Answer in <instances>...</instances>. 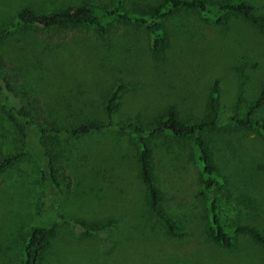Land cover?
Returning a JSON list of instances; mask_svg holds the SVG:
<instances>
[{
  "label": "rangeland",
  "instance_id": "obj_1",
  "mask_svg": "<svg viewBox=\"0 0 264 264\" xmlns=\"http://www.w3.org/2000/svg\"><path fill=\"white\" fill-rule=\"evenodd\" d=\"M246 1L264 15V0ZM113 2L0 0V33L11 29L0 44V56L17 70L21 98L37 100L60 129L86 121L106 124L105 96L113 84L123 82L134 89L124 96L116 122L145 124L170 104L181 118L196 122L206 112L210 85L219 80L221 129L212 134V145L228 181L224 199L230 202L222 201V218L232 225L240 217L264 232V138L234 132L227 125L237 95L242 96L244 115L264 86V35L238 18L219 28L192 13L180 14L168 22L169 50L154 59L147 33L132 24H113L106 37L86 27L12 28L25 7L48 14L87 3L105 12ZM156 2L125 0L124 8L135 12ZM256 117L264 118V107ZM21 146V135L0 108V159ZM169 146L155 144L156 176L165 208L183 227L181 238L166 236L149 215L137 174L138 149L129 135L106 129L76 140H49L47 147L63 174L59 212L89 224L115 218L117 226L102 241L97 236L78 237L62 224L48 244L43 264H264V249L246 237H239L232 251L205 237L204 200L198 195L194 165L184 144ZM39 173L38 162L25 158L0 174V264H22L30 231L55 220L51 213H37L43 197ZM243 195L253 198L255 211L234 207ZM51 199L49 195L46 203Z\"/></svg>",
  "mask_w": 264,
  "mask_h": 264
},
{
  "label": "trees",
  "instance_id": "obj_2",
  "mask_svg": "<svg viewBox=\"0 0 264 264\" xmlns=\"http://www.w3.org/2000/svg\"><path fill=\"white\" fill-rule=\"evenodd\" d=\"M124 4L125 0H114L112 7L101 12L90 4L83 3L48 14H38L25 7L18 11L12 28L33 26L47 31H64L86 27L92 28L99 36L106 37L113 24H132L147 33L150 54L154 59L163 57L169 50L171 35L168 22L180 14L192 13L202 22L219 28L227 27L231 18H238L264 35V15L246 0H157L156 3L148 4L135 12L125 10ZM10 33L11 29L0 33V44ZM19 85L17 70L0 56V108L22 138V146L17 153L0 159V174L25 158L38 162L43 197L38 204L37 213H51L55 218L50 226L35 227L30 231L23 244L22 264H43V255L48 249V244L56 238L62 224L68 225L78 237L97 236L102 238V241H106L108 232L116 228L115 218L89 224L82 219L69 220L59 212L57 204L63 174L59 173V167L47 147L51 139L64 137L76 140L106 129H115L120 135H129L136 145L137 174L144 187L145 207L166 236L181 238L184 230L179 221L165 208V197L156 176L157 142L168 146L170 143L184 144L187 148L188 159L193 163L196 173L198 195L204 200L205 237L225 251L234 250L239 237H246L253 245L264 249L263 231L243 223L240 217L239 221L232 225H228L222 218V201L230 202L229 198L224 199L228 181L218 168L212 145V134L221 129L218 122L219 80L215 79L210 85L206 112L196 122L181 118L177 107L171 104L145 124L138 120L116 122L115 117L124 96L134 89L130 84L119 82L110 87L103 102V111L107 116L106 124L86 121L64 129H60L47 117L37 100H23ZM242 102V96L238 94L227 125L234 128V132L254 133L264 138V118L256 117V112L264 107V86L244 115L241 114ZM49 195L52 197L51 202L46 203ZM240 202L235 203L234 207L255 211L251 196L243 195Z\"/></svg>",
  "mask_w": 264,
  "mask_h": 264
}]
</instances>
